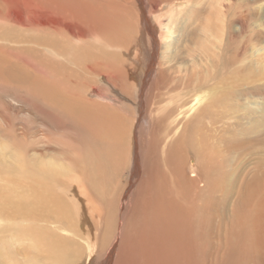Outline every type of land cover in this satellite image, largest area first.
<instances>
[{"label":"rangeland","instance_id":"1","mask_svg":"<svg viewBox=\"0 0 264 264\" xmlns=\"http://www.w3.org/2000/svg\"><path fill=\"white\" fill-rule=\"evenodd\" d=\"M76 1L0 0V198L2 201L7 204L14 196L16 200V195H22L28 188V192L34 191L38 183L40 184L35 167L49 163L57 170L59 166L61 168L59 172H66L64 174L66 180L61 177L67 182L66 186H73L78 197L85 202L84 210L80 208V215L83 216V210L89 225L95 224L100 216L104 218L106 216L105 221L111 223L107 227L112 229L117 219L112 214L114 213L116 217L125 189L131 186L128 194L131 197L129 201H132L130 212L135 207L138 208L135 210L141 213L142 206L144 209L155 206L156 199L161 200L162 196L159 181L164 179L171 185L174 172L178 173L174 168L178 166L179 161V166L182 161L187 166L190 161L195 164L193 154L201 143L200 136L203 131L212 134L210 141L215 144V152L219 150L220 154H217L221 156H211L214 162L212 166H215L212 168L215 172L217 164L225 157L229 160V167L225 170L229 169L235 176L234 179L228 178L235 182V188L253 176L258 184V197L264 194V0H208L206 4L209 6L210 16L203 17L202 26L199 25L201 19L195 24H190L189 14H187L188 18H163L169 26L174 27V35L170 39L173 43L167 48L168 50L160 42L156 19L149 16L150 25H153L156 31L154 36L157 41L155 50L157 54L151 76L144 79L145 105L141 122H137L135 116L138 104V98L135 97L139 89V78L136 73L141 66V63L137 66L135 58L139 50V30L142 27L139 24L136 7H130V11L120 0H115L118 1L116 4L113 0L112 2L106 0L108 4L105 3L106 1L99 4H96V1H91L90 4L88 1L89 6L85 1V3ZM119 1L125 8L121 7ZM109 4H112V7ZM224 6H227L225 16L220 12ZM166 11L168 12V5L161 1L154 9L155 14L167 15ZM205 19L208 21L206 22ZM105 22H108L107 27L103 25ZM208 23L213 25L211 35L206 33L210 36L211 43H205L203 39L204 27ZM38 24L43 27H39ZM222 33L224 39L221 37ZM196 35H199L202 41L198 45L191 42ZM48 40L52 43L50 44ZM200 44L202 45L199 49ZM143 48L146 53L149 52L146 40ZM220 48H223V51ZM170 53L172 61L167 59V54ZM194 64H197L196 68ZM194 73L197 74L198 79L193 77ZM154 86L158 88V93L159 90L164 93L160 99L156 97L157 94L153 97ZM117 96H120L119 102L122 107L111 101L118 98ZM228 111H232L230 114L232 117L228 116ZM203 113H208L206 115L208 117ZM209 114L215 115L213 118L217 119H212ZM221 119L223 124H220ZM209 121L213 123L212 126ZM216 125L218 128H214ZM222 128L223 130L225 128V131ZM134 135L138 149L140 148L138 150L140 161L138 160V170L132 173L134 163L131 146ZM225 144H240L241 150L230 149L225 147ZM245 144L258 145L257 149L249 151ZM211 151L213 154V150ZM181 179V186L184 184L188 193H184V187L175 188L173 183L171 188L167 183L169 190L174 191L175 197L179 199V195L182 197L183 189L182 198L187 200L189 197L188 201L192 199L193 203H190L192 206H199L202 201L197 199L199 196L195 198L198 195L197 191L199 194L205 192L204 196H207L208 192H202L199 189L201 186L196 185L193 180L188 182ZM193 183L198 186L195 187L196 191L193 190L195 195L192 194ZM77 184L82 188L79 189ZM203 195L201 199L204 198ZM215 195L218 196L216 198L218 207L215 208L213 216L214 224L223 215L222 208L226 214L233 211L235 201L232 196L228 202L219 203L220 193ZM145 200L149 202H144ZM194 202L199 204L196 205ZM12 204L16 203L12 202ZM179 204L183 205L181 202ZM108 216H112L115 223L111 217L112 222L107 220ZM224 219L227 223L222 227L223 229L230 224L227 217ZM126 220L127 223L131 222V229L141 222L136 218L124 219ZM180 220L185 227L187 222L185 223L184 219ZM201 222L200 218L195 221V228L199 234L203 232V228L201 229L203 222ZM231 229L232 225L222 232L215 229V251L219 250V245L225 243L223 234ZM127 232L131 234L132 231L127 230ZM231 233L233 234V231ZM111 237L112 235L109 234L106 247L110 244ZM197 239L194 240V245L203 244L202 236L197 235ZM12 240L8 232L2 260H7L8 254L16 246ZM128 240V246L131 247V244L133 246L134 242L130 236ZM235 241L237 240H230L232 245L236 243ZM24 242L27 243L26 240ZM162 244L164 245L163 241L156 243L159 247ZM236 245L237 243L234 246ZM200 246L198 244V247ZM199 255L195 252V264H203L202 261L205 262L204 264H227L231 260L228 257L223 262L215 261V257L210 259L203 257L202 260ZM122 256H125V252ZM132 257L136 261L135 255ZM250 263L258 264V260Z\"/></svg>","mask_w":264,"mask_h":264},{"label":"bare ground","instance_id":"2","mask_svg":"<svg viewBox=\"0 0 264 264\" xmlns=\"http://www.w3.org/2000/svg\"><path fill=\"white\" fill-rule=\"evenodd\" d=\"M77 1H80L83 3L86 2L88 5L89 4L88 1H90V4H91V1H96L97 2L96 4H99L100 2H104L106 0H77ZM113 1H115V0H113ZM120 1H122L123 4H125L126 8H128V9L130 7L131 8L136 7L135 9L138 11V17H139V22H140L139 24H141V26H142L141 27L138 24L139 27H141V29L139 30L138 55L135 58L137 66H139V64L141 63V66L138 67V70L136 73V76L139 78L138 79L139 89L136 92V97H135V98H138V104L136 106L137 115L135 113V116L137 118V122H141L142 121L141 116L144 113V105H145V103L143 101L144 79L146 77L148 78L151 76V73L153 71V66H155L154 61H155V57L157 54L155 52V50L157 48V41L155 40V36H154V33L156 31H155L153 25L152 26L150 25L149 16H150V18L152 16L153 18L156 19V21H157L156 23H158V25H159V30L157 33H159V35H160V38H159L160 42L163 43L164 48L167 49V48H170V46L173 43V42H171L170 39L174 35V30H173L174 27L169 26L167 21L163 18H170V19H172L174 17L188 18L187 14H189L190 18H188V21L190 24H195L196 21L201 19L199 25L202 26L203 25V17L210 16V13L208 11L209 6L206 4L208 0H120ZM160 1L164 2L168 5V12L166 11L168 13L167 15H165V13H157V14L154 13V9L157 7V3ZM168 1H170L169 4H168ZM111 2H112V0H111ZM105 3H107V1ZM105 3H104V5H105ZM114 3L116 4V3H118V1H115ZM48 5H49V3L47 4V6ZM82 5H84V4H82ZM82 5L80 6L81 8H82ZM105 6L107 8V5H105ZM105 6H104V8H105ZM109 6L112 7V4L111 5L109 4ZM97 7L99 8V5ZM121 7L125 8L124 5L122 6V3H121ZM226 7L227 6H224L223 9L220 10V12L223 16L226 15V11H227ZM124 8L122 10H124ZM117 9L120 10V8H117ZM93 10H95V9H93ZM186 11H188V12H186ZM117 12H118V10H117ZM125 12H127V11H125ZM118 13H120V11ZM128 13H130V12H128ZM113 14H114V12H113ZM135 14H136V12H135ZM74 15H76V14H74ZM125 15L126 14H124L123 17H125ZM127 17H128V15H127ZM118 18H117V20H118ZM129 18H130V16H129ZM76 19H78V18H76ZM130 20H132V19H130ZM102 21H103V19H102ZM205 21L207 22L208 19H205ZM18 22H20V20ZM117 23H119V22H117ZM126 23L128 24V21ZM40 24H38L39 27L42 26ZM107 24H108V22H105L103 25L107 27L108 26ZM62 25H63V23H62ZM104 26H102V27H104ZM122 26L124 27V25H122ZM212 26L213 25L211 23H208L204 27V33H203L204 38L203 39L205 40V43H211L209 35H211V33H212ZM48 27L49 26H47V28ZM56 30H57V28H56ZM56 33H58V32H56ZM206 33H208L209 35H207ZM137 34H138V32H137ZM159 35H158V37H159ZM221 37H222V39H224V33L221 34ZM145 40L147 41V43L149 45V52L148 53H146L144 48H143ZM163 40H164V42H163ZM48 41H50V40H48ZM191 42L194 43L195 45H198L202 41H201V38H199V35H196V37H194L191 40ZM49 43L51 44L52 42L50 41ZM56 44H58V41ZM137 44L138 43L136 42V45ZM201 45L202 44L199 45L200 46L199 49L201 48ZM205 49H206V47H205ZM222 49L223 48H220L221 51H223ZM199 54H201V53H199ZM167 59H168V61H172V54L171 53L167 54ZM196 67H197V64H194V68H196ZM163 72H164V70H163ZM159 75H161V73ZM193 77L196 79L199 78L196 73H194ZM140 80H141V83H140ZM155 91H156V93H154ZM210 91H211V89H210ZM150 92H151V90H150ZM223 92L225 93L226 91H223ZM242 92H243V90H242ZM154 94H157L156 97L158 99H160L161 95H163L164 93H163V91L161 92L160 90L158 93V88H156L154 86L153 97H154ZM119 97L115 98V99H111V101H113L116 105L121 106L120 102H119ZM215 98H216V96H215ZM215 98H214V100H215ZM81 101H78V102H81ZM113 105L114 104H112V106ZM119 106H115V108H117V107L119 108ZM121 109H125V108H121ZM218 109H216V110H218ZM226 109H228V108H226ZM219 111H221V110H219ZM205 112H206V110H205ZM228 112H229L228 116H231L230 114L232 111L231 112L228 111ZM203 114H205V113H203ZM207 114L208 113H206L205 116ZM212 114H209V116L212 117V119H217L216 117L213 118L215 115H212ZM222 114L225 115V113H223V111H222ZM116 117H118L117 114H116ZM206 117H208V116H206ZM210 117H209V119H210ZM120 118H122V117H120ZM115 119H117V118H115ZM140 119H141V121H140ZM160 119H162V118H160ZM117 120H120V119H117ZM135 121H136V119H135ZM221 121H222V119L220 120V124H223V121H222V123H221ZM212 122H213V120H212ZM214 123H215V121H214ZM117 124H119V123H117ZM140 124H142V123H140ZM212 124L213 123H211L210 126H212ZM204 126H203V128L206 127V126L205 127ZM137 127L138 126H136V128ZM215 127H217V125L214 126V128ZM222 130H223V128H222ZM217 131H218V129H217ZM223 131H225V128ZM213 132H215L214 129H213ZM220 132H222V131L220 130ZM120 135H121V133H120ZM211 137H212V134L208 133V131H206V132L203 131L202 136H200V140H201L200 142L202 144L199 142L200 144H199V146H197L195 148V152L193 150L195 164H192L190 161L189 165L187 166L182 161L181 165L179 166V162H180L179 161L177 163L178 166H176V167L174 166L175 167L174 171H178V173L174 172L173 177L172 178L169 177V179L170 178L173 179L172 183L174 184L175 188L178 186H179L178 188L184 187V184L181 186V183H180L181 178L179 179V177L182 176L183 178H185L184 180L182 178L181 179L182 181L191 182L190 180H193L196 185L201 186V188L199 187V189H201L202 192L207 191L208 192V193H206L207 196L203 195L205 192L204 193L200 192V194H199L198 193L199 191H197L198 195L196 194L197 195L196 197L192 195L195 198H197L199 196V198H197V199H200L202 201V203L199 206H196L197 204H199L196 202H194L196 204L195 205L196 207L192 206L190 203H193V202H191L192 199H190L191 200L190 202L188 201L189 197H188V199L185 197L187 200L182 198L183 192L184 191H185L184 193L187 192V190H185V187L183 188L184 191H183V189L182 190L180 189L182 191L181 192L182 197H181V195H179V199H178L175 197L176 193L173 191L175 193L174 194L172 191H170L171 189L169 190V188H168V186L170 185L169 182H167V180L161 179L162 181H159V189H161V192H162L161 200L156 199L155 206L149 205L150 207L153 206L152 208H149V209H144V206H142L143 210L141 211V213H139V210H135L137 207H135V209L132 210V212H130L129 209H130L131 202H132V201H129L131 197H130V195H128L129 189L131 188V186H130V188L127 187L124 191L123 197L120 200L121 202H120V206H119V211L117 212L116 217L114 216V213L112 214V216L114 218H117L116 224L112 229H108V227H107L108 225L110 226L111 223L109 224L108 223L109 221L108 222L105 221L106 216H105V218L103 216H100L99 219L97 218V222H95V224H92V222H91L90 224H92V226L89 225V223L87 222L88 218L85 219V213L83 212L84 207H85V205H84L85 202L80 197H78L77 192H76L75 188H73V186H66L67 182H64V180L61 177V176H63V178L66 177L64 175L66 172H64V173L59 172V171H61V168L59 166H58V168H59L58 169L59 171H58L57 168L55 169V167L54 168H53V166L51 167L50 166L51 164L49 165V163H47V164L45 163V165L38 164L40 166L35 167V168H36V173L39 174V175H37V174L36 175L38 176V178H40L39 179L40 184L38 183V186L36 187V189L34 191L28 192V190H29V188H28V190L24 192V193L27 192L26 194L22 193V195H20V194L16 195V200H15V198H14L15 196H14L13 199L11 200V202H9L7 204H5V201L3 202L2 198H0V264H195L194 263L195 252L200 254L199 256L202 257V260H203V257H205L206 259H208V258L210 259L212 257L213 258L215 257L216 258L215 261H219V262L222 261L223 262V260L228 257L231 259V260L229 259L231 264H233L234 262H237L238 264H240L241 262H245V263L249 264L250 262L257 261V260H258V264H264V194H261L258 197V191H257L258 190L257 189L258 184L253 179V176L248 181H245V183H243V182L240 183L235 188V182L233 180H229V179H234L235 176L231 174L229 169L225 170L226 167H229V164H228L229 160H226L225 157H223L221 159V161H219V163L217 164L218 166L216 168L217 171L215 172L214 168H212L214 166V165L212 166V164H214V162H212L211 156L212 157L214 155H217L218 157H221V156L218 155V154H220V153H218L219 152L218 149H217L218 154L215 152V150H214L215 144L213 145L211 143V141H210ZM181 140H179V143ZM196 140H198V139H196ZM136 142L137 141L135 140V135H134L133 146H131V147H133V154L132 155H133V163H134L133 164L134 168L132 169V173H134L138 170V165H139L138 162L140 161L138 159V157H139L138 150L140 148L138 149ZM159 143H160V141H159ZM187 145H188V143H187ZM245 145L247 146L249 151H253L252 149H257L256 146L258 144H245ZM225 147H228L230 149H234V148L238 149L239 148L241 150L240 144H225ZM219 149H221V148H219ZM165 150H166V148H165ZM182 150H184V148ZM211 150H213V154H211L212 153ZM131 151H132V149H131ZM221 151H222V149H221ZM106 154H104V155H106ZM180 154H181V150H180ZM183 154H184V152H183ZM181 156H183V155H181ZM175 158H178V157H175ZM215 159H213V160H215ZM36 160H38V159H36ZM189 160H191V159H188V161ZM173 164H176V163L173 162ZM29 170H31V169H29ZM62 170H64V169H62ZM34 172H35V170H34ZM132 173H131V175H132ZM79 180H81V179H79ZM88 181L89 180H87V182ZM188 182H186V183H188ZM167 183H168V186H167ZM172 183H171V185H172ZM194 183L192 184V186L194 185L192 192H193V190H195V187H196V185ZM171 185L169 186L170 188H171ZM23 186L25 187L26 184ZM77 186H78V184H77ZM187 186H186V188H188ZM189 186H191V183L189 184ZM80 187L78 186L79 189H80ZM90 188H91V186H90ZM167 188H168V190L166 192ZM26 189H24V190H26ZM95 193H96V191H95ZM157 193H159V192H157ZM215 193H220L219 203L228 202L232 196L235 198V201L233 204V211H231L229 214H226L224 208H222L223 215L220 216L218 218V220L216 221V223L214 224L213 216H214V212L216 211V209L218 207V204L216 203V198L218 196H216ZM85 194H87V193H85ZM159 194H157V195H159ZM192 194H194V192ZM8 195H7V197H8ZM144 195H146V194H144ZM201 195H203L204 198L201 199L200 198ZM79 196H80V194H79ZM192 196H191V198H193ZM4 197H6V196H4ZM87 200H88V198H87ZM247 200H248V202H247ZM126 201L128 202L127 205H126ZM241 201H243V202H241ZM12 202H15L16 204L13 205ZM144 202H149V200H145ZM164 202H166L165 203L166 205L164 204ZM179 202H181L183 205H180ZM134 204H136V203H134ZM142 204H143V202H142ZM88 206H90V205H88ZM5 207H6V209H5ZM80 208L83 209L82 210L83 216L80 215V212H81ZM246 208H251V209L245 210ZM86 209H87V207H86ZM112 210H108V211L112 212ZM78 211H79V216H77ZM101 213L103 214L102 211H101ZM89 214H91V213H89ZM109 214H110V212H109ZM112 216H110L111 219L113 218ZM110 217L108 216L107 220H111ZM125 217L130 219V220H132V218H136L138 220H141V222L134 225L133 229H131L130 228L131 222L127 223V220L124 221V219H126ZM226 217L230 220V224H228L226 226V228L228 226L232 225V229L226 231L223 234L222 237L225 239V243L219 245V250L215 251L214 250L215 249V242L214 241L216 238V234L214 231H215V229H217V231L222 232L223 230L226 229V228L225 229L222 228L227 223L224 219ZM199 218H200V220L202 219V222H203V223L201 222L203 224V227H201V229L203 228V232L200 234L198 233V231L195 228V221L197 222ZM180 219H184L185 223L187 222V224H185V227H183V225H182L183 222H181ZM112 220L115 223L114 219H112ZM112 220H111V222H112ZM131 227H132V224H131ZM127 230L132 231L131 234L129 232H127ZM231 231H233V234L231 233ZM8 232L10 233L11 239H13L12 240L13 244L16 246H14V248L11 250V253L8 254L7 260H2L3 259L2 252L5 251V246H6L5 240L8 236ZM193 232H195L198 236H202V240H203L202 243L203 244L197 243L194 245V240L197 239V235L194 234ZM109 234L112 235L111 242L106 247L105 244L109 238ZM129 236H130V239L132 240V242L136 243V244L133 243V246L130 243L131 247L128 246ZM234 239L237 240V241H235L237 243L236 246H234L236 243L234 245H232V243L230 242V240H234ZM24 240H26L27 243H25ZM162 241L164 242V245L162 244L161 247L156 245V243H162ZM228 242L230 244H228ZM198 244H200L201 246L198 247ZM10 247H11V245H10ZM123 252H125L124 257L122 256ZM133 255H135L136 261L133 260V257H132ZM4 257H6V256H4ZM129 258H130V260H129ZM18 259L20 261H18ZM225 261L227 262L228 260H225ZM202 262H203V264L205 263L204 261H202ZM230 263L227 262V264H230ZM211 264H213V263H211Z\"/></svg>","mask_w":264,"mask_h":264}]
</instances>
